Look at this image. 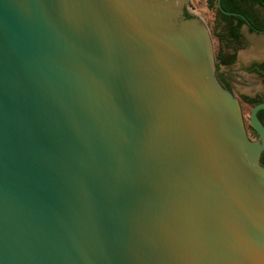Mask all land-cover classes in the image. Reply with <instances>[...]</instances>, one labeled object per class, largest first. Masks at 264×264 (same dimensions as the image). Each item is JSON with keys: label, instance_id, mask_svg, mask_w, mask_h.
I'll return each mask as SVG.
<instances>
[{"label": "water", "instance_id": "95a60500", "mask_svg": "<svg viewBox=\"0 0 264 264\" xmlns=\"http://www.w3.org/2000/svg\"><path fill=\"white\" fill-rule=\"evenodd\" d=\"M216 67L187 0H0V264H264V102L251 139Z\"/></svg>", "mask_w": 264, "mask_h": 264}, {"label": "flooded vegetation", "instance_id": "af4514ba", "mask_svg": "<svg viewBox=\"0 0 264 264\" xmlns=\"http://www.w3.org/2000/svg\"><path fill=\"white\" fill-rule=\"evenodd\" d=\"M230 1L241 5L243 11L237 13L244 17L241 15H230L235 16V18L227 19L222 14L223 12L217 7L216 3L213 9L209 8L207 5V7L213 12L214 22L217 25L216 29L213 28L212 31L209 29L212 39L213 36H216L214 35L215 31L222 34V36H216L219 49L217 53L215 52L217 61L216 77L224 88L231 90L233 94L240 99L242 107L249 106L253 108L255 104L264 102V58L252 61L248 67H239L237 66V52L240 47H244L246 44L245 29L251 36L253 34L264 35V3L257 2L256 0ZM189 11L192 14L198 15L191 9H189ZM234 32H237L238 36H235ZM233 68L236 70H233ZM242 74L250 75L253 78L254 83L257 85L256 87L249 89L253 94H244L240 91L238 85L241 87L248 85L240 79L241 77L239 75ZM260 115V120L264 123V112ZM250 130L251 134H256V137H253V135L251 136L249 133L250 138L258 139V133L253 130L251 125Z\"/></svg>", "mask_w": 264, "mask_h": 264}, {"label": "rangeland", "instance_id": "374dc122", "mask_svg": "<svg viewBox=\"0 0 264 264\" xmlns=\"http://www.w3.org/2000/svg\"><path fill=\"white\" fill-rule=\"evenodd\" d=\"M187 5L189 9L203 18L209 29L212 31L214 26V17L211 9L207 7L206 0H187ZM244 33L246 34V44L244 47H240L237 52V66L239 67H248L252 61L264 58V35L253 34L251 36L250 34H248L246 29L244 30ZM213 41L215 52L217 53L219 49L216 36H213ZM243 53H247V57L243 56ZM233 70L236 69L233 68ZM239 76L244 83L248 84L245 87H241L240 85H238L240 91L244 94H253L251 91H249V89L257 86L254 83L253 78L247 74H242ZM242 108L248 132L251 134L250 113L252 108L249 106H243ZM252 135L253 137H256V134H251V136Z\"/></svg>", "mask_w": 264, "mask_h": 264}, {"label": "trees", "instance_id": "16d2710c", "mask_svg": "<svg viewBox=\"0 0 264 264\" xmlns=\"http://www.w3.org/2000/svg\"><path fill=\"white\" fill-rule=\"evenodd\" d=\"M206 1H207V5L209 6V8L213 9L215 7L216 0H206ZM256 1L257 2H260V3H264V0H256ZM221 3H222V7L225 10H227V11H233V12L243 11L242 8H241V5H238L236 3H233L230 0H222ZM222 14L227 19L235 18V16L226 15L224 13H222ZM239 19H241V18H239ZM241 21H243V20L241 19ZM216 27H217V25L214 22L213 28L216 29ZM214 35H216V36H222V34L219 33V32H217V31H215V34ZM234 35L235 36H238L237 32H234ZM262 112H264V110L260 111L259 114H258V116H259L260 119H261V117H260L261 115L260 114H262ZM261 162L264 165V152H263V154L261 156Z\"/></svg>", "mask_w": 264, "mask_h": 264}, {"label": "bare ground", "instance_id": "6f19581e", "mask_svg": "<svg viewBox=\"0 0 264 264\" xmlns=\"http://www.w3.org/2000/svg\"><path fill=\"white\" fill-rule=\"evenodd\" d=\"M242 55L247 57V53H243Z\"/></svg>", "mask_w": 264, "mask_h": 264}]
</instances>
